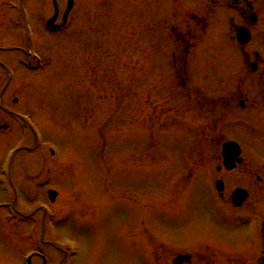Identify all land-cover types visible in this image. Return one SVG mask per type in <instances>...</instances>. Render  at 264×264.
I'll list each match as a JSON object with an SVG mask.
<instances>
[{
  "label": "rangeland",
  "instance_id": "obj_1",
  "mask_svg": "<svg viewBox=\"0 0 264 264\" xmlns=\"http://www.w3.org/2000/svg\"><path fill=\"white\" fill-rule=\"evenodd\" d=\"M17 3L0 0V264H26L35 252L32 264H172L187 253L189 264H256L240 253L242 230L223 223L214 189L221 146L211 139L226 137L225 120L207 125L208 93L227 87L220 69L226 79L234 66L218 63L204 81L211 35L228 40L239 15L205 0H77L68 28L48 34L51 0H25L31 39L10 27ZM192 14L214 17V32L184 40ZM176 37L194 47L187 71L173 65L184 52ZM178 75L193 82L186 91ZM243 142L245 171L264 173V147Z\"/></svg>",
  "mask_w": 264,
  "mask_h": 264
},
{
  "label": "flooded vegetation",
  "instance_id": "obj_2",
  "mask_svg": "<svg viewBox=\"0 0 264 264\" xmlns=\"http://www.w3.org/2000/svg\"><path fill=\"white\" fill-rule=\"evenodd\" d=\"M207 2V0H205ZM228 1V0H227ZM217 6L220 2L211 0ZM208 3V2H207ZM232 8L241 18L242 24L236 25L235 33L243 29L250 35L256 26L261 24V16L258 9L247 0H232ZM192 19L199 22L205 19H198L197 14H192ZM59 22V21H58ZM264 24V23H263ZM264 33V30H262ZM235 53L239 61H235L230 69L233 72L227 79V87L222 97L217 99L220 109V116L225 123L221 128L226 132V137L220 138V142L236 141L242 148L243 162L233 170L228 171L223 166V159L218 157L219 166L216 171L224 185V195L221 199L226 201L223 212H226L227 220L241 225L252 239L242 255L257 260L261 256V225L264 217V173L261 168H254L253 171H245L244 166L248 163L246 146L243 145V138L248 135L254 141L264 142V44L237 45ZM251 57L253 60H251ZM228 69V68H227ZM235 132V135L232 133ZM262 134V135H260ZM236 175L241 182L234 183L232 178ZM236 180V181H237ZM243 189L248 196L241 203L240 207L233 205L232 192L236 189ZM232 209V212H230ZM246 239V231L243 234ZM181 260V259H180Z\"/></svg>",
  "mask_w": 264,
  "mask_h": 264
},
{
  "label": "water",
  "instance_id": "obj_3",
  "mask_svg": "<svg viewBox=\"0 0 264 264\" xmlns=\"http://www.w3.org/2000/svg\"><path fill=\"white\" fill-rule=\"evenodd\" d=\"M71 4H72V3H71ZM56 17H57V16H56ZM56 17H55L54 19H52V20L49 22V25H50V26H52L53 22H55ZM230 148H231L232 151H235L236 154L239 153L238 149H237L235 146H233V144L225 145V146H224V151H223V152H225V154H226V152H227ZM50 197H51V200L54 201L55 198L57 197V194L54 193V192H50ZM240 197H241V196H240ZM263 234H264V225H263ZM263 237H264V235H263ZM259 264H264V257L261 258V260L259 261Z\"/></svg>",
  "mask_w": 264,
  "mask_h": 264
}]
</instances>
